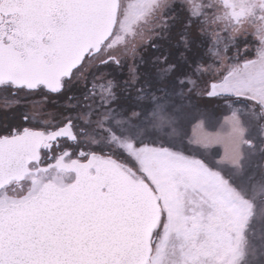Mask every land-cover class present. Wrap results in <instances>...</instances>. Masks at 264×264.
Listing matches in <instances>:
<instances>
[{
  "label": "snow or ice",
  "instance_id": "obj_1",
  "mask_svg": "<svg viewBox=\"0 0 264 264\" xmlns=\"http://www.w3.org/2000/svg\"><path fill=\"white\" fill-rule=\"evenodd\" d=\"M0 101V264H264V0H0Z\"/></svg>",
  "mask_w": 264,
  "mask_h": 264
},
{
  "label": "rangeland",
  "instance_id": "obj_2",
  "mask_svg": "<svg viewBox=\"0 0 264 264\" xmlns=\"http://www.w3.org/2000/svg\"><path fill=\"white\" fill-rule=\"evenodd\" d=\"M157 52H166L164 55H167L168 52H167V46L165 45L164 47H162L160 49V51H157ZM172 53H174L176 56H177V53L176 51L173 49L172 50ZM228 55H232V53H228ZM127 70L125 69V72ZM39 99V98H37ZM2 101H0V105H2ZM206 107V111L209 113V116L211 118V121L212 123L214 124V127L213 128H208L207 130L208 131H217V130H220V125L223 123V117L228 115V111H227V108L226 106L219 102V101H216V100H212V101H208L205 105ZM28 109H20L19 111H27ZM19 116V112H10V113H3V112H0V122H2V120L4 118H7L8 120H13L14 118H17ZM18 122V121H17ZM195 122H193V125H194ZM193 125H190L189 126V134L191 135L192 133V127ZM217 146L216 145H213V148L215 149Z\"/></svg>",
  "mask_w": 264,
  "mask_h": 264
},
{
  "label": "trees",
  "instance_id": "obj_3",
  "mask_svg": "<svg viewBox=\"0 0 264 264\" xmlns=\"http://www.w3.org/2000/svg\"><path fill=\"white\" fill-rule=\"evenodd\" d=\"M166 52H157L151 48L148 49L146 58L149 60H154L156 57H162ZM171 60H176V55L172 53ZM162 66V65H161Z\"/></svg>",
  "mask_w": 264,
  "mask_h": 264
}]
</instances>
